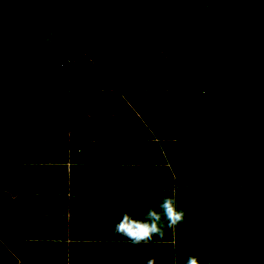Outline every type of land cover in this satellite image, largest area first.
Wrapping results in <instances>:
<instances>
[{"label":"trees","instance_id":"trees-1","mask_svg":"<svg viewBox=\"0 0 264 264\" xmlns=\"http://www.w3.org/2000/svg\"><path fill=\"white\" fill-rule=\"evenodd\" d=\"M122 34L128 48L137 41L136 50L155 49L137 79L159 98L150 118L171 115L172 141L158 145L147 134L129 145L167 160L169 168L158 156L146 173L173 186L186 213L175 228L186 240L177 264L189 255L204 264H264V0H0V264H24L27 253L16 263L5 245H13L15 228L38 227L46 205L58 218L50 234H33L30 264L79 261L73 242L60 259L66 170L70 178L80 172L67 164L69 142L41 132L21 141L19 126L45 108L60 63ZM194 37H201L195 45ZM207 54L211 64L202 66ZM128 183L129 205L141 210L132 200L140 189Z\"/></svg>","mask_w":264,"mask_h":264},{"label":"crops","instance_id":"crops-1","mask_svg":"<svg viewBox=\"0 0 264 264\" xmlns=\"http://www.w3.org/2000/svg\"><path fill=\"white\" fill-rule=\"evenodd\" d=\"M106 41L96 43L94 48L57 66L45 108L36 113L35 118L19 126L25 131L21 141L28 140L35 132L65 139L69 142L67 164L79 168L80 172L75 173L73 178L68 176V168L66 170L62 236L65 247L60 249L62 262L66 261L67 244L73 242L76 244L70 246L73 260L79 259L73 264H146L149 258H154L155 264H177L178 255L185 254L183 244L186 240L175 230L166 231L163 240L154 237L157 243L139 246L123 242L115 244L124 239L112 232L114 222L121 218L124 211L139 217L148 207L155 209L159 199L168 194L160 191L167 189L166 181L162 182L158 175L150 171L146 173L151 168L149 164L159 162L158 156L169 168L164 153L150 148L132 149L130 139H141L148 134L160 145L161 141H172L166 139H172L175 132L166 127L172 122L170 114L163 121L150 118L149 110L158 107L159 98L149 96L150 90L143 89L147 84L142 78L137 79L140 68L149 56H153L155 49L153 51L145 46L136 50L137 41L131 44L132 48H128L125 36L120 39L118 35H109ZM109 86L113 92L106 90ZM161 114L164 115V112L161 111ZM69 117H77V120ZM79 117H86L87 120ZM68 127H71L72 133ZM159 151H162L160 146ZM168 155L173 158L174 150L169 149ZM124 168H129L134 176L124 172ZM123 178L125 184H122ZM38 180L44 183V178ZM133 180L136 181V188L140 189L139 194L136 192L132 198L138 199L142 205L138 211L129 205L130 199L126 195V187L130 186L128 182ZM43 189V186L38 187L36 195L44 192ZM172 189L175 190L173 186ZM46 206L48 210L49 206ZM47 210L40 211L46 213L38 227L31 222L22 230H13V234L18 236L12 246L8 244L5 247L16 263L21 261L24 253H27L24 264L31 263L37 241L33 234H50L53 230L52 225L58 216ZM32 215L36 216L33 212ZM5 225L12 235L14 222L11 216L5 217ZM55 231L57 235H62L61 229Z\"/></svg>","mask_w":264,"mask_h":264},{"label":"clouds","instance_id":"clouds-1","mask_svg":"<svg viewBox=\"0 0 264 264\" xmlns=\"http://www.w3.org/2000/svg\"><path fill=\"white\" fill-rule=\"evenodd\" d=\"M160 191L168 194L159 199L155 209L148 207L139 217L124 211L121 218L114 222L113 235L124 238L122 241H117L116 245L121 242L132 246L157 243L154 237L163 240L166 231H174L177 226L185 222L186 213L179 204L176 191L174 189H160ZM146 264H155L154 258L147 259ZM185 264H204V262L196 256L189 255L185 258Z\"/></svg>","mask_w":264,"mask_h":264},{"label":"rangeland","instance_id":"rangeland-1","mask_svg":"<svg viewBox=\"0 0 264 264\" xmlns=\"http://www.w3.org/2000/svg\"><path fill=\"white\" fill-rule=\"evenodd\" d=\"M123 35H124V34H122L121 36H120V35H118V36H120V39H124ZM149 39L152 40V38H149ZM149 39H148V40H149ZM200 39H201V37H194V38L190 39L189 43L195 45V43H196L197 41H199ZM153 40H156V39H153ZM159 42H160V41H159ZM157 44H158V43H157ZM210 64H211V62H210V55L207 54V55L203 58V60H202V66H208V65H210Z\"/></svg>","mask_w":264,"mask_h":264}]
</instances>
